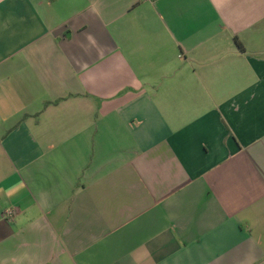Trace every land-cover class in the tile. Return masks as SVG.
<instances>
[{
    "label": "crops",
    "instance_id": "obj_1",
    "mask_svg": "<svg viewBox=\"0 0 264 264\" xmlns=\"http://www.w3.org/2000/svg\"><path fill=\"white\" fill-rule=\"evenodd\" d=\"M0 264H264V0H0Z\"/></svg>",
    "mask_w": 264,
    "mask_h": 264
},
{
    "label": "built area",
    "instance_id": "obj_2",
    "mask_svg": "<svg viewBox=\"0 0 264 264\" xmlns=\"http://www.w3.org/2000/svg\"><path fill=\"white\" fill-rule=\"evenodd\" d=\"M7 213H8V215H12L13 214V211H9Z\"/></svg>",
    "mask_w": 264,
    "mask_h": 264
}]
</instances>
